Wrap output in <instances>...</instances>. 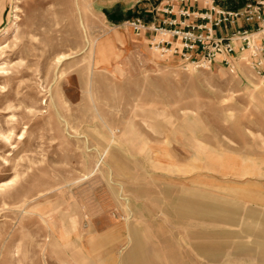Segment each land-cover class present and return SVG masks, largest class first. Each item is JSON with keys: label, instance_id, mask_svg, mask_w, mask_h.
<instances>
[{"label": "rangeland", "instance_id": "rangeland-1", "mask_svg": "<svg viewBox=\"0 0 264 264\" xmlns=\"http://www.w3.org/2000/svg\"><path fill=\"white\" fill-rule=\"evenodd\" d=\"M247 1L0 0V264H264L250 52L202 67L130 25Z\"/></svg>", "mask_w": 264, "mask_h": 264}, {"label": "built area", "instance_id": "built-area-1", "mask_svg": "<svg viewBox=\"0 0 264 264\" xmlns=\"http://www.w3.org/2000/svg\"><path fill=\"white\" fill-rule=\"evenodd\" d=\"M162 12L176 15L174 7L169 5ZM177 12L182 17L181 27H176L178 23L173 21H162L161 26L149 25L142 19L133 20L130 25L136 32L152 31L154 45L163 53L174 48L173 54L202 67H211L220 58L225 63H229L232 57L244 59L249 51L250 65L264 82V0L247 1L239 9L222 8L211 3L205 12L189 7H182ZM189 20L192 22H187ZM240 21L258 26L234 29ZM219 30L224 34H220ZM159 34H169L170 39L156 41Z\"/></svg>", "mask_w": 264, "mask_h": 264}, {"label": "crops", "instance_id": "crops-1", "mask_svg": "<svg viewBox=\"0 0 264 264\" xmlns=\"http://www.w3.org/2000/svg\"><path fill=\"white\" fill-rule=\"evenodd\" d=\"M170 17V18H169ZM161 20L162 21H165L166 23H169L170 21H173V22H175V24H177V25H175L176 27H181L179 24H180V22L182 21V17L179 15V14H177L176 13V15H166V17L162 14V16H161ZM187 22H192V21H187ZM198 22H201V21H198ZM156 23V22H155ZM169 26V25H168ZM258 25H256V24H254V25H249V24H247V23H245V22H243V21H240L239 23H238V25H237V28L238 27H240V28H242V29H244V28H256ZM146 32H148V31H146ZM152 32V31H151ZM153 33V32H152ZM219 33L220 34H224V31H221V30H219ZM218 34V33H217ZM148 191V190H147ZM155 200V199H154ZM185 201L186 202V204L187 205H190L191 204V200H189V199H187V198H185V197H181V196H179V197H171L170 196V201H172V204H174L173 202H175L176 201V203H179V202H181V201ZM174 206H177V205H172V208H173V212H174Z\"/></svg>", "mask_w": 264, "mask_h": 264}, {"label": "bare ground", "instance_id": "bare-ground-1", "mask_svg": "<svg viewBox=\"0 0 264 264\" xmlns=\"http://www.w3.org/2000/svg\"><path fill=\"white\" fill-rule=\"evenodd\" d=\"M4 33H5V32H4ZM4 33H3V34H4Z\"/></svg>", "mask_w": 264, "mask_h": 264}]
</instances>
